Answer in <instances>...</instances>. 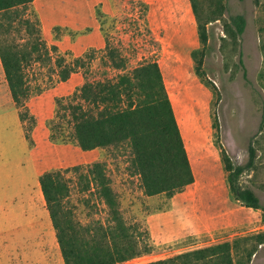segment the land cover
I'll list each match as a JSON object with an SVG mask.
<instances>
[{"label": "rangeland", "instance_id": "1", "mask_svg": "<svg viewBox=\"0 0 264 264\" xmlns=\"http://www.w3.org/2000/svg\"><path fill=\"white\" fill-rule=\"evenodd\" d=\"M224 4V19L244 16V33L235 50L223 40L222 22L209 24L198 72L191 51L202 45L186 0H33L27 10L39 22L52 63L57 57L67 64L82 61L69 83L58 80L52 64L26 68L31 94L24 104L23 128L30 146L34 145L32 133L38 130L44 142L39 145L40 159L50 162L47 172L64 174L71 187L70 205L82 224L104 221V206L94 195L79 193L68 170L94 162L105 164L125 221L136 225L151 247L138 264L264 229L260 211L245 208L231 197L220 156L221 148L234 165L246 166L249 146L255 149L252 167L244 170L238 183L250 188L264 206V61L260 50L264 0H224ZM108 45L125 59V72L150 61L160 67L195 174L192 185L170 198L143 194L139 178L129 168L127 145L82 151L73 139L68 107L78 103L81 86L113 79L119 73L108 64ZM46 252L39 248V256L8 259L63 264L56 240L47 258ZM251 264H264V246Z\"/></svg>", "mask_w": 264, "mask_h": 264}, {"label": "trees", "instance_id": "2", "mask_svg": "<svg viewBox=\"0 0 264 264\" xmlns=\"http://www.w3.org/2000/svg\"><path fill=\"white\" fill-rule=\"evenodd\" d=\"M188 1L202 45L201 49L191 52L198 72L208 41V25L222 22L223 40L236 50L246 20L239 14L224 19V0ZM32 2L0 0V62L22 123L27 116L24 104L31 94L25 72L27 67L52 64L58 80L66 82L75 66L82 64L79 59L67 64L61 57L52 63L38 20L27 15ZM261 31L260 50L264 61V29ZM50 49L56 51L55 47ZM106 58L109 66L119 73L113 79L85 82L81 86L78 103L68 107L73 139L82 151L127 145L129 168L139 178L143 194L148 197L164 194L170 198L192 185L195 176L159 65L156 61L144 62L125 72V59L109 45ZM239 63H242L240 58ZM25 137L30 142L27 132ZM220 153L231 197L245 208L260 211V222L264 225V206L250 188H242L238 183L244 170L252 167L255 149L249 146L246 166L234 165L221 148ZM69 171L79 193L92 194L101 202L105 219L80 223L69 202L71 187L64 174L49 171L40 175V191L63 264H120L149 254L151 247L147 237L136 225H129L121 213L105 164L94 162ZM263 246L264 229L144 264H251Z\"/></svg>", "mask_w": 264, "mask_h": 264}, {"label": "crops", "instance_id": "3", "mask_svg": "<svg viewBox=\"0 0 264 264\" xmlns=\"http://www.w3.org/2000/svg\"><path fill=\"white\" fill-rule=\"evenodd\" d=\"M186 3L193 16L189 1ZM29 107L31 110V103ZM32 138L34 145L30 146L0 62V264H26L8 256H39V248L47 251V258L49 246L54 247L55 233L38 182L50 162L40 159L39 145L44 142L38 130Z\"/></svg>", "mask_w": 264, "mask_h": 264}, {"label": "built area", "instance_id": "4", "mask_svg": "<svg viewBox=\"0 0 264 264\" xmlns=\"http://www.w3.org/2000/svg\"><path fill=\"white\" fill-rule=\"evenodd\" d=\"M141 259H142V256L141 257L133 258L131 260H128V261H126L124 263H120V264H138Z\"/></svg>", "mask_w": 264, "mask_h": 264}]
</instances>
